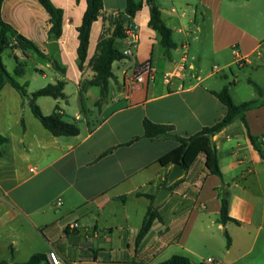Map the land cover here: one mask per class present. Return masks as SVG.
<instances>
[{
    "label": "crops",
    "instance_id": "0c3cea01",
    "mask_svg": "<svg viewBox=\"0 0 264 264\" xmlns=\"http://www.w3.org/2000/svg\"><path fill=\"white\" fill-rule=\"evenodd\" d=\"M50 2L63 12L58 37L49 36L50 16L37 0H3L0 8L3 21L42 54L15 48L2 54V61L4 54L14 59L16 81L31 72L30 80L17 81L27 96L9 83L0 90V135L7 138L0 148V252L10 256L0 261L16 262L30 224L49 245L44 254L54 251L62 264H159L172 255L187 256L193 264H264V143L261 152L255 150L237 118L212 138L221 177L207 172L200 154L170 189L172 165L164 168L158 159L178 142L143 137L144 119L170 125L182 137L213 125L226 114L213 94L223 87L235 104L246 102L235 99L239 79L232 66L237 65L257 74L248 82L254 88L250 100L258 102L245 118L250 133L264 141V0L256 25L247 10H232L225 17L221 9L226 0H157L175 43L169 56L148 25L149 8L143 3L131 20L139 36L135 57L112 64L99 105L100 88L90 84L94 74L89 63L100 39L111 34L124 13L125 0H103L81 68L77 28L86 0ZM125 45L123 39L114 43L120 52ZM183 60L182 76L166 83L164 73ZM146 61L153 78L128 90L124 79ZM38 76L44 80L41 88L64 82L65 99L42 96L36 104L43 115L58 108L63 121L76 124L77 135L53 136L33 116L27 88ZM72 86L75 93L68 91ZM108 149L112 151L102 156ZM160 189L168 194L156 204ZM219 189L228 192V216L238 223L219 222ZM147 196L153 197L160 219L136 246L151 203ZM73 222L78 227L70 229Z\"/></svg>",
    "mask_w": 264,
    "mask_h": 264
},
{
    "label": "trees",
    "instance_id": "16d2710c",
    "mask_svg": "<svg viewBox=\"0 0 264 264\" xmlns=\"http://www.w3.org/2000/svg\"><path fill=\"white\" fill-rule=\"evenodd\" d=\"M50 16L51 28L49 36L58 37L61 34L62 10L55 7L50 0H37ZM3 0H0V8ZM143 3L149 8L148 25L160 35V43L164 48L166 56H169L170 49L175 47V43L171 38V29L162 21L160 9L157 0H125V10L113 23L114 28L109 36L102 37L98 42L95 55L89 63L94 76L90 81L91 85H96L100 88V99L97 105L101 103L107 93L108 80L112 77V64L120 61L125 57L114 46L116 40H122L126 37V29L131 24L132 18L141 10ZM103 9V0H86V9L82 16L78 32V48L77 55L79 68L85 60L87 47L89 42V34L92 23L97 20L99 12ZM125 14V16H124ZM21 49L23 52L31 51L37 55H42L38 48L29 40L19 35L14 28L3 21L0 16V90L5 83H9L22 97L27 96L25 85L19 84L7 72L3 61L2 54L5 50ZM20 66L15 69V75H20ZM64 82L58 81L55 84H47L45 87L36 90L29 95L28 104L33 116L41 123V125L53 136H75L79 133V129L74 123H68L61 119V115L57 112L58 108L50 115H43L39 106L36 104V99L42 96H50L54 99H65L63 92ZM257 94H261V89L255 86ZM217 99L226 107L225 116L215 122L211 126L202 128L199 132L182 137L173 134V127L170 125L153 123L147 119L143 120V137L145 138H171L178 142V145L164 154L158 159V163L167 168L171 165H178L187 171L195 162L198 155L203 154L205 157V167L209 174L221 177L219 166L218 152L212 140L213 136L221 131L225 126L232 123L235 119H239L244 135L249 139L252 147L261 152L263 140L253 136L248 128L245 118V111L251 109L257 104L258 100H250L235 104L228 91L227 87H223L218 92H213ZM137 139V138H135ZM134 139V140H135ZM7 141V138L0 135V148ZM112 149L105 151L102 156L110 153ZM1 156V151H0ZM180 180L169 183V188L172 189ZM167 182V181H166ZM220 198V213L219 222L225 225L227 222L238 223L237 220L228 216V192L219 189ZM149 197L151 203L146 211L145 217L139 228L135 245L138 246L145 235L151 228L154 220L160 219L156 207L153 205V197ZM226 245H230V237L225 232ZM0 264H10L7 260H1ZM12 264H48L44 253H36L29 257L25 262H15ZM68 264V263H64ZM159 264H193L191 260L184 255H172L167 260Z\"/></svg>",
    "mask_w": 264,
    "mask_h": 264
},
{
    "label": "rangeland",
    "instance_id": "374dc122",
    "mask_svg": "<svg viewBox=\"0 0 264 264\" xmlns=\"http://www.w3.org/2000/svg\"><path fill=\"white\" fill-rule=\"evenodd\" d=\"M244 0H226L224 6H222V14L225 17H228L230 14V11L232 13H236L239 11L240 13H244L245 10L248 11V14H252V24H260V17H259V11H260V0H250L248 3H244ZM243 4V5H240ZM235 18V15H234ZM243 20V19H241ZM236 49V48H234ZM3 62L5 64V67L8 71V73L11 76H14V67H15V62L12 57H10L7 54H4L3 56ZM30 69V68H29ZM232 70L234 73L237 74L238 79H239V85L237 90L235 91V99L236 101H250L252 97H254V88L252 84H250L248 81L249 80H254L256 79V73H251L250 68H244V69H238L237 65L232 66ZM30 70L27 71V74L20 77L16 78L18 82L24 83L26 80H30ZM224 72H227L229 74L228 78H231L229 69H225ZM250 73L252 75H250ZM44 83V80L41 79L39 76L36 77L34 80H31L30 85L27 88V91L30 93L35 92L36 90L40 89ZM69 93H75L76 88L75 87H70L68 90ZM252 93V97L250 93ZM69 220V218H65V221ZM27 239L23 243V245L20 246L18 254L15 256L16 262H25L28 260V257L30 255H34L36 253H44L49 250V245L47 242H45L39 235L36 234V231L32 228L30 224L27 226ZM34 237L37 239L35 240ZM3 240V238H1ZM68 256V254H67ZM4 257H10L8 253L5 252H0V259ZM63 259V258H62Z\"/></svg>",
    "mask_w": 264,
    "mask_h": 264
},
{
    "label": "built area",
    "instance_id": "2783aa9c",
    "mask_svg": "<svg viewBox=\"0 0 264 264\" xmlns=\"http://www.w3.org/2000/svg\"><path fill=\"white\" fill-rule=\"evenodd\" d=\"M126 42L124 49L121 51L125 58H134L135 51L137 50L139 43V36L136 26L129 24L126 29V37L123 39ZM215 71H218V68L214 67ZM184 70V60L177 66L174 67L169 72L164 73L163 79L166 83H169L170 79L173 77H180L183 74ZM154 70L152 69L148 61L142 62L136 66L132 73L124 79V86L130 90L135 85L144 83L146 78L152 79L154 76ZM30 171H33L30 169ZM70 229H75L78 227L76 222L69 224ZM46 260L48 264H62L58 255L54 251H50L46 254ZM211 261V259H208Z\"/></svg>",
    "mask_w": 264,
    "mask_h": 264
},
{
    "label": "water",
    "instance_id": "95a60500",
    "mask_svg": "<svg viewBox=\"0 0 264 264\" xmlns=\"http://www.w3.org/2000/svg\"><path fill=\"white\" fill-rule=\"evenodd\" d=\"M124 16H125V14H124ZM184 172H185V170L182 169L180 166L172 165L170 168V172L168 174V180L170 182H173V181L179 179L184 174ZM167 194H168V191L166 189H160L158 192V195L156 197L155 203L159 204L161 201H163L165 199Z\"/></svg>",
    "mask_w": 264,
    "mask_h": 264
}]
</instances>
